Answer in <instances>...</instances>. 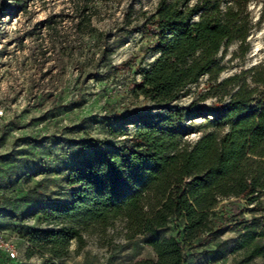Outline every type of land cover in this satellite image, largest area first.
<instances>
[{
  "label": "trees",
  "instance_id": "16d2710c",
  "mask_svg": "<svg viewBox=\"0 0 264 264\" xmlns=\"http://www.w3.org/2000/svg\"><path fill=\"white\" fill-rule=\"evenodd\" d=\"M25 1L0 0V17ZM110 1L73 0L75 28L94 32L96 4ZM263 19L264 0L130 6L125 27L152 37L144 47L151 60L113 69H133L127 90L157 111L148 119L122 117L133 128H109L112 140L80 144L91 155L68 169L69 201L31 209L39 225L26 232V258L38 254L42 264H59L72 241L83 242V230L120 221L128 237L141 235L153 249L155 260L145 264H187L197 251L210 264L234 250L240 252L235 264L264 261V64L221 77L229 47L235 43L231 57L243 58L248 36ZM204 77L197 99H214L215 109L194 108L204 120L188 140L172 127L187 107L174 103ZM229 230L237 233L234 246L222 237Z\"/></svg>",
  "mask_w": 264,
  "mask_h": 264
},
{
  "label": "rangeland",
  "instance_id": "374dc122",
  "mask_svg": "<svg viewBox=\"0 0 264 264\" xmlns=\"http://www.w3.org/2000/svg\"><path fill=\"white\" fill-rule=\"evenodd\" d=\"M155 3H97L92 33L75 28L73 0H26L10 15L0 17V229L18 252L11 261L0 254V264H42L38 254L29 258L24 254L26 232L39 225L31 209L37 204L69 201L73 188L65 181L68 169L91 155L80 146L83 141L112 140L109 128H133L130 123L124 125L128 121L122 117L148 119L157 111L127 90L135 75L133 69L119 73L113 69L125 61L143 65L151 60L144 47L152 37L128 32L124 14L130 6L152 10ZM250 8L256 19L258 7L252 4ZM248 40L243 58L231 57L237 50L235 43L229 47L221 77L264 64V19ZM205 79L174 103L187 107L183 121L172 127L188 140L196 138L195 131L204 120L194 114V108L215 109L214 99H197ZM82 236V243L71 242L68 256L59 264H145L156 258L141 235L128 237L120 221L102 228L93 226L83 230ZM222 237L234 246L237 233L229 230ZM239 257L240 252L234 250L210 264H235ZM187 264H207L206 257L197 251ZM249 264L264 261L256 257Z\"/></svg>",
  "mask_w": 264,
  "mask_h": 264
},
{
  "label": "built area",
  "instance_id": "2783aa9c",
  "mask_svg": "<svg viewBox=\"0 0 264 264\" xmlns=\"http://www.w3.org/2000/svg\"><path fill=\"white\" fill-rule=\"evenodd\" d=\"M3 115V110L0 109V116ZM0 254L10 260L17 259L18 252L12 239L6 232L0 230Z\"/></svg>",
  "mask_w": 264,
  "mask_h": 264
}]
</instances>
